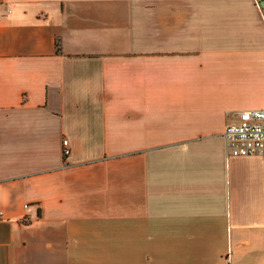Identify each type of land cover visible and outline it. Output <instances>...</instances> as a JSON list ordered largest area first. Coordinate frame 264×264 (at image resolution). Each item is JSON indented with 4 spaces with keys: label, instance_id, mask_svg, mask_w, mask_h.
I'll return each instance as SVG.
<instances>
[{
    "label": "crops",
    "instance_id": "1",
    "mask_svg": "<svg viewBox=\"0 0 264 264\" xmlns=\"http://www.w3.org/2000/svg\"><path fill=\"white\" fill-rule=\"evenodd\" d=\"M259 108V0H0V264H264Z\"/></svg>",
    "mask_w": 264,
    "mask_h": 264
},
{
    "label": "built area",
    "instance_id": "2",
    "mask_svg": "<svg viewBox=\"0 0 264 264\" xmlns=\"http://www.w3.org/2000/svg\"><path fill=\"white\" fill-rule=\"evenodd\" d=\"M225 139L230 155L264 154V108L247 109L240 113V121L226 126ZM65 155L71 151L67 137L63 139ZM4 211L0 208V221Z\"/></svg>",
    "mask_w": 264,
    "mask_h": 264
},
{
    "label": "water",
    "instance_id": "3",
    "mask_svg": "<svg viewBox=\"0 0 264 264\" xmlns=\"http://www.w3.org/2000/svg\"><path fill=\"white\" fill-rule=\"evenodd\" d=\"M259 2H260L261 6H262V8L264 10V0H259Z\"/></svg>",
    "mask_w": 264,
    "mask_h": 264
},
{
    "label": "trees",
    "instance_id": "4",
    "mask_svg": "<svg viewBox=\"0 0 264 264\" xmlns=\"http://www.w3.org/2000/svg\"><path fill=\"white\" fill-rule=\"evenodd\" d=\"M57 46H58V49H60V43H59V40L57 41Z\"/></svg>",
    "mask_w": 264,
    "mask_h": 264
}]
</instances>
